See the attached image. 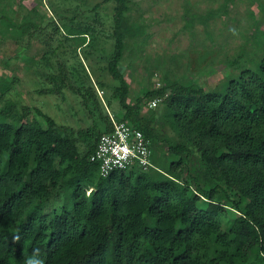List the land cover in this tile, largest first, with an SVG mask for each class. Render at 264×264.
I'll return each mask as SVG.
<instances>
[{
	"label": "trees",
	"instance_id": "16d2710c",
	"mask_svg": "<svg viewBox=\"0 0 264 264\" xmlns=\"http://www.w3.org/2000/svg\"><path fill=\"white\" fill-rule=\"evenodd\" d=\"M107 1L117 3L108 71L123 112L115 115L152 139L154 166L102 176L91 156L113 127L109 114L103 128L76 131L39 107L44 123L30 120V107L6 98L9 84H2L0 264H264V55L256 68L243 62L214 88L169 80L143 88L131 103L121 64L134 32L125 17L130 0ZM66 28L83 41L88 33ZM59 68L55 87L83 93ZM157 97L176 140L162 132L154 112L142 111ZM160 152L171 157L168 167L158 165ZM60 188L65 202L50 212L47 203Z\"/></svg>",
	"mask_w": 264,
	"mask_h": 264
},
{
	"label": "rangeland",
	"instance_id": "374dc122",
	"mask_svg": "<svg viewBox=\"0 0 264 264\" xmlns=\"http://www.w3.org/2000/svg\"><path fill=\"white\" fill-rule=\"evenodd\" d=\"M129 5L125 17L134 32L126 37L121 64L131 103L143 96V88L169 80L214 88L239 72L243 62L256 68L264 55V0H130ZM116 9L117 3L107 0H0V86L9 84L5 97L20 108L28 105L30 120L44 123L35 111L39 107L75 131L96 124L103 128L110 112L121 114L114 92L118 82L108 71L116 48ZM66 25L87 29L85 40L68 36ZM44 56L48 64H40ZM234 59L239 63L231 65ZM59 65L83 93L69 85L55 87L51 77L60 73ZM146 102L143 113L154 112L162 132L178 139L163 118V100L154 109ZM161 145L167 152V142ZM158 161L168 167L171 157L160 152ZM65 199L60 188L48 211H59Z\"/></svg>",
	"mask_w": 264,
	"mask_h": 264
},
{
	"label": "built area",
	"instance_id": "2783aa9c",
	"mask_svg": "<svg viewBox=\"0 0 264 264\" xmlns=\"http://www.w3.org/2000/svg\"><path fill=\"white\" fill-rule=\"evenodd\" d=\"M160 101V97L148 100L146 106L154 109ZM109 117L113 127L101 135L91 156L98 162L101 175L108 176L114 170H127L133 166L144 170L154 166L152 139L131 121L119 120L112 112Z\"/></svg>",
	"mask_w": 264,
	"mask_h": 264
},
{
	"label": "clouds",
	"instance_id": "9594fccd",
	"mask_svg": "<svg viewBox=\"0 0 264 264\" xmlns=\"http://www.w3.org/2000/svg\"><path fill=\"white\" fill-rule=\"evenodd\" d=\"M29 264H37V262L34 261V260H30V261H29Z\"/></svg>",
	"mask_w": 264,
	"mask_h": 264
}]
</instances>
